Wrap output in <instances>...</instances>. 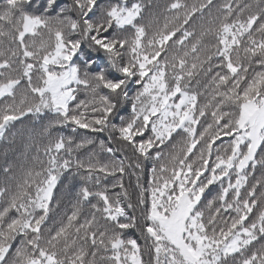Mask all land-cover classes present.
<instances>
[{
    "label": "snow or ice",
    "instance_id": "1",
    "mask_svg": "<svg viewBox=\"0 0 264 264\" xmlns=\"http://www.w3.org/2000/svg\"><path fill=\"white\" fill-rule=\"evenodd\" d=\"M0 143V264H264V0H0Z\"/></svg>",
    "mask_w": 264,
    "mask_h": 264
},
{
    "label": "trees",
    "instance_id": "2",
    "mask_svg": "<svg viewBox=\"0 0 264 264\" xmlns=\"http://www.w3.org/2000/svg\"><path fill=\"white\" fill-rule=\"evenodd\" d=\"M163 23V21L161 20V24ZM80 98H84V95H83V93H81V97ZM16 127L17 128H19L20 127V124H17L16 125ZM66 131V130H65ZM219 143V142H218ZM6 146L3 144V143H0V152H2L3 151V149L5 148ZM259 173H257V175H258ZM117 191H118V189H117Z\"/></svg>",
    "mask_w": 264,
    "mask_h": 264
}]
</instances>
